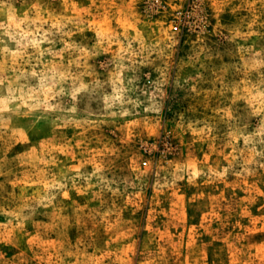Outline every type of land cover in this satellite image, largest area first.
Wrapping results in <instances>:
<instances>
[{"label": "rangeland", "instance_id": "1", "mask_svg": "<svg viewBox=\"0 0 264 264\" xmlns=\"http://www.w3.org/2000/svg\"><path fill=\"white\" fill-rule=\"evenodd\" d=\"M0 264H264V0H0Z\"/></svg>", "mask_w": 264, "mask_h": 264}]
</instances>
